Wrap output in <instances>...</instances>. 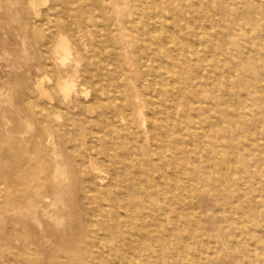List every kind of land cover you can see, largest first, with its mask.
I'll return each mask as SVG.
<instances>
[{
  "label": "rangeland",
  "instance_id": "374dc122",
  "mask_svg": "<svg viewBox=\"0 0 264 264\" xmlns=\"http://www.w3.org/2000/svg\"><path fill=\"white\" fill-rule=\"evenodd\" d=\"M0 264H264V0H0Z\"/></svg>",
  "mask_w": 264,
  "mask_h": 264
},
{
  "label": "bare ground",
  "instance_id": "6f19581e",
  "mask_svg": "<svg viewBox=\"0 0 264 264\" xmlns=\"http://www.w3.org/2000/svg\"><path fill=\"white\" fill-rule=\"evenodd\" d=\"M98 3H99V0H98ZM100 3H101V2H100ZM63 6H64V5H63ZM99 6H101V4H100ZM100 13H101V12H100ZM213 18H214V17H213ZM153 41H154V39H153ZM63 47H64L65 49H67V46H66V45H64ZM139 64H140V63H139ZM228 80H229V79H228ZM140 89H141V88H140ZM94 92H95V91H94ZM141 93H142V92H141ZM97 99H98V97H97ZM160 110L163 111V112H165L166 108H161ZM160 110H156V109H154V110H153V114L155 115V114L158 113V111H160ZM154 115H152V116H154ZM164 120L166 121L167 125H170V124H171V123L168 122V116H167V117L165 116ZM109 151H110V150H109ZM157 221H158V224H159L160 226H163V225H166V224H167V221H168V220L162 222L160 219H157ZM175 232H176V233H179V230L176 228Z\"/></svg>",
  "mask_w": 264,
  "mask_h": 264
}]
</instances>
